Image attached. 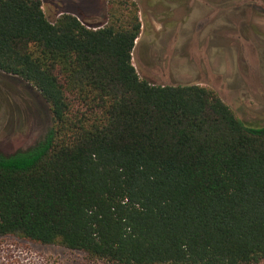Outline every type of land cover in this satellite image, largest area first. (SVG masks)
I'll return each instance as SVG.
<instances>
[{
	"label": "trees",
	"instance_id": "trees-1",
	"mask_svg": "<svg viewBox=\"0 0 264 264\" xmlns=\"http://www.w3.org/2000/svg\"><path fill=\"white\" fill-rule=\"evenodd\" d=\"M113 9L88 28L0 0V75L51 116L0 152V239L105 264H264V126L209 87L141 78L139 18Z\"/></svg>",
	"mask_w": 264,
	"mask_h": 264
},
{
	"label": "rangeland",
	"instance_id": "rangeland-1",
	"mask_svg": "<svg viewBox=\"0 0 264 264\" xmlns=\"http://www.w3.org/2000/svg\"><path fill=\"white\" fill-rule=\"evenodd\" d=\"M40 1L42 11L50 22H54L61 14H70L86 27L96 28L106 25L110 19L111 7L108 12L102 11L97 0ZM226 1L211 0L215 6L212 13L208 15L204 11L195 16V46L191 49L193 58L192 65H189L188 58L179 54L180 44L176 42L178 34L185 33L183 36H186L188 32L187 27L184 31L180 29V24L187 19L185 10L180 8L164 18L161 16L162 11L146 12L145 0H139L142 10L145 9L146 18L141 21L140 35L135 41V45L139 44L135 56L145 61L150 60L151 52H155L158 57L148 70H141L135 57L133 65L141 78L153 84H198L209 87L238 119L247 125L261 127L264 126V4L261 0L253 4L241 0L238 4L243 2V8L239 5L238 11L227 16L223 15ZM214 15L218 16L216 27L207 28ZM240 17L241 29L236 23ZM146 19L151 27L144 21ZM174 23L175 30L168 47L164 48L162 44L156 46L158 37L155 40L154 36H160L166 27L167 30L173 28ZM162 53L167 63L165 74L158 69L164 64L160 58ZM50 123L51 116L43 102L36 104L16 83L0 75L2 154L11 155L31 147L44 135ZM0 249L6 253L2 264H105L89 261L80 252L58 246L35 245L14 238L0 239Z\"/></svg>",
	"mask_w": 264,
	"mask_h": 264
},
{
	"label": "flooded vegetation",
	"instance_id": "flooded-vegetation-1",
	"mask_svg": "<svg viewBox=\"0 0 264 264\" xmlns=\"http://www.w3.org/2000/svg\"><path fill=\"white\" fill-rule=\"evenodd\" d=\"M130 1L134 4L133 5H127L126 2ZM251 4L257 2V0H248ZM260 1V0H259ZM263 1L264 4V0ZM238 2L240 3L241 0H227L226 3H224V7H225V11L223 13V15H227L231 14L232 12H236L239 9V5ZM112 3V5H111ZM139 0H97V5L98 7H100V9L102 11H106L108 12L110 10V7L113 6V10L119 13H123V14H127L130 11H135L136 15L139 18V21L141 23L142 19L146 18V13H145V9L142 10L140 4H139ZM145 5L147 7L146 12H153L155 11H162V17H168L171 14H173L175 11L179 10L180 8H182L183 10H185L184 12L187 15V19L186 22H182L180 25V29L182 31L186 30L185 27H187V34L186 36L180 35L178 34L177 37V43L180 44V53L182 57L186 56L188 58V63L189 65L191 64V60H192V53H191V49L195 46L194 45V41H195V37H196V32H195V16L197 15V13H201L206 11V14H211L213 9H215V6L212 4L211 0H145ZM115 6V7H114ZM242 8L244 6V3L242 2L240 5ZM264 9V8H263ZM242 10V9H241ZM205 13V12H204ZM205 14V15H206ZM144 15V16H143ZM230 18H233L232 15H229ZM241 17L236 20L237 23V27H239L240 29L242 28V21H241ZM218 20V16L214 15V17H212V19L209 20L208 24H207V28L209 26H214L216 27V23ZM150 27V23L148 22V20H144ZM167 26V25H166ZM169 26V25H168ZM224 26V25H223ZM169 30V31H168ZM167 30V27L165 28V31L160 35V36H154L155 40H157V44L156 46L159 45H163L164 48L168 47L171 36H172V32H174L173 30H175V23L173 25V28H170ZM168 32V33H166ZM165 38V39H164ZM230 41V39H229ZM228 42V40H227ZM152 49V48H151ZM157 48H155L156 50ZM167 49V48H166ZM164 50V49H163ZM164 53H162V55H160V58L162 60V63L164 62L163 66H162V72L163 74H165V70H166V66L167 63L165 64V59L163 57ZM158 57V55H155V52L152 53L149 58H152L154 61L155 59Z\"/></svg>",
	"mask_w": 264,
	"mask_h": 264
}]
</instances>
